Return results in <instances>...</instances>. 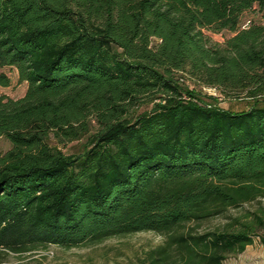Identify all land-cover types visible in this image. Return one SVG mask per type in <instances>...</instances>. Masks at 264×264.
<instances>
[{
	"label": "trees",
	"instance_id": "16d2710c",
	"mask_svg": "<svg viewBox=\"0 0 264 264\" xmlns=\"http://www.w3.org/2000/svg\"><path fill=\"white\" fill-rule=\"evenodd\" d=\"M3 67L27 89L0 95V254L141 232L164 237L151 264L264 247V0H0Z\"/></svg>",
	"mask_w": 264,
	"mask_h": 264
},
{
	"label": "rangeland",
	"instance_id": "374dc122",
	"mask_svg": "<svg viewBox=\"0 0 264 264\" xmlns=\"http://www.w3.org/2000/svg\"><path fill=\"white\" fill-rule=\"evenodd\" d=\"M252 15L246 16L249 19ZM259 16H256L258 18ZM214 41L223 42L228 33L211 34ZM0 75L9 80V86L0 85V95L18 99L24 96L27 83L19 82L14 68H0ZM203 93L218 97V93L211 89H203ZM219 106L224 109L238 111L246 108L244 102L219 99ZM81 143L74 142L63 148L70 154L80 148ZM10 148L9 142L0 137V151ZM250 208L246 206L245 209ZM232 214H237L233 212ZM226 219L216 218L204 223L200 231L214 229L224 224ZM164 244V237L153 232H141L125 236L113 237L100 243L85 244L72 248L48 246L23 254H0V264H151L149 253ZM223 264H264V247L256 240L244 252L228 258Z\"/></svg>",
	"mask_w": 264,
	"mask_h": 264
}]
</instances>
